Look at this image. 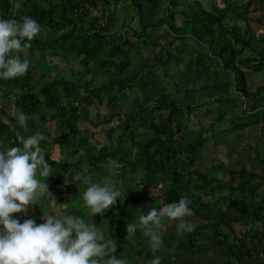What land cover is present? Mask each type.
Instances as JSON below:
<instances>
[{
	"label": "trees",
	"instance_id": "obj_1",
	"mask_svg": "<svg viewBox=\"0 0 264 264\" xmlns=\"http://www.w3.org/2000/svg\"><path fill=\"white\" fill-rule=\"evenodd\" d=\"M39 1L40 3H37L38 0H22L17 9L14 0H0V19L22 21L23 16L33 18L39 23L42 33H44L43 29H46L44 35L41 34L39 37L37 35L31 42L33 47L36 46L41 49L40 51H34L36 54H41L40 52L44 51V47H46L45 52L42 53L43 56L79 59L81 66L84 68L83 75L89 74L93 70L99 71L103 75L102 69H104L107 71L113 70L115 78L110 80L108 84L103 83L99 86L94 85L92 81L91 88L88 86L89 82L82 80V76L80 84L67 82L68 85L75 86L77 91L83 89L84 94L74 91L63 94L59 91L61 85L59 79L44 84L43 79L38 81L30 77V67L21 78L0 79V97L5 98L14 94L15 91L18 92L15 96L18 99L16 104L19 111H23L32 117L28 121V128L25 132L34 134L37 130L35 115L37 109H42L43 114L49 112L53 117H61L67 133L59 135L58 138L55 137L54 141L61 146V156L67 157L68 148L64 147L63 149V146L68 142L66 136L73 135L75 132L74 124L78 116L76 104L78 105L81 100H85V102L105 104V106L106 104L111 105L120 102L121 106L125 99H129L125 91L128 89L130 93L134 92L132 98H134L135 111L126 113L124 120H118L116 128L123 132L117 137L116 145L112 148L89 146V149L95 155L91 159L90 165L97 164L101 159L116 160L118 164L123 165L122 156L129 158L132 176L138 170L143 171L141 175H146L145 178H140L137 182V185L142 188L141 191L144 190L147 194L159 195L163 198V205L178 202L182 196L188 198L191 196L192 201L197 202V206L196 208L190 207L192 211L190 217L197 224L201 223L198 218L209 220L205 216L213 207L212 203L203 204L201 199H198L202 197V193L208 195V191L211 189L219 192L224 187L230 190V196L235 190L240 192L239 199L230 196L223 198L227 201L226 210L214 216L216 223L225 228L224 231L195 224L196 228L193 232L189 235L185 233L187 236L185 235L186 239L179 245L181 248L177 244L175 245L173 257L177 258L186 253L196 252L201 242L198 238L199 232L205 229L209 231L207 238L211 237L210 244L225 247V257L232 258L237 264H240L244 259L252 258L249 249L243 242L246 238L243 231H236L233 225L248 227L247 231L250 230V232L255 229L248 238H251V244L257 241L258 246L264 247V200L260 198L258 202V197L256 198L257 195L255 194L258 188H264V157L261 160L262 176L250 175L244 170L234 172L233 174L237 176L232 180L238 179L236 186L232 185L234 180L223 184L216 178H207L204 174L196 171L194 167L203 156L204 150L202 151V149L207 144V138L204 135L208 131L206 133V130L201 127L190 129L193 121L191 120L192 112L198 106L196 104L202 102H195L196 99L192 97L194 89L198 93L207 96L208 101H218L221 103L220 107L224 109L223 111L211 108L206 111L202 118L199 117L198 119L199 126L209 124V129L217 127V130L221 133L225 131L233 133L264 122V107L260 108L261 110L257 109V106L251 110L248 109L249 103L255 101V97L260 93V90L253 93L249 91L247 72L244 71L247 67H251L254 71L264 70V48L255 43L256 37L253 30L246 24L244 18L242 19L237 13V10L240 11L241 8L238 5L239 2L237 0H223L222 7L219 8L213 4L210 7L211 10L207 11L199 0H168L172 10H169L168 13V8H166V15L168 16L166 24L169 28L167 34H174V39L170 45H174V49H177L178 54L182 55L184 53L183 57L179 55L178 61L175 60L174 62L179 69L181 68L180 63L185 62L186 75H181L182 80L179 78L177 82L172 71H169L163 74L166 80L158 82L160 78L154 74L157 70L151 71L152 64L148 65L149 72L141 77L137 76L138 73L131 74V60L134 59L137 62L141 52L143 50L148 51L150 45L146 41L136 48L138 42L131 43L128 37L136 38L138 35H143L156 27L151 22L155 18L154 12L161 8V0H123L121 8L125 2H128L129 6L139 16V26L137 27L139 30L132 28L130 23L128 25L123 23H126V17L129 19L131 13L129 11L120 22L121 33H111L110 30L113 26V20H115L113 16H116V9L114 11L110 10L111 0H59L61 2L58 4L56 0L54 4L52 3L53 0ZM164 1L166 2V0ZM213 1L217 2V0ZM41 2L48 5L43 7ZM27 3L30 5L25 7ZM100 6L102 8L98 11ZM145 7H147L146 12L143 10ZM93 11L98 12L92 14ZM105 11L107 14H104ZM234 13L236 18L230 20L229 16ZM176 15L184 17L180 26H177L174 22ZM104 16H106L105 20H103ZM134 17L135 15H132L130 19L134 20ZM240 20L245 22V26L240 27ZM125 29L128 30V33L124 32ZM185 29L191 30V37H187L192 42L190 45L185 42L183 45L178 44L180 38L175 35L177 32L182 36H187ZM158 49L159 51H155L153 57L147 60H152L154 67H159L158 65L161 64L163 66L161 68L166 70L164 68L165 64H173L172 58H176L174 55L171 56V51L174 49L167 51L165 62H163V58L160 59L163 56L164 49L161 46ZM245 50L249 53L248 56H244ZM142 59L145 60L146 58ZM213 61L216 62L217 66L223 68V72L229 75L230 83L225 82L227 84L224 86H217L216 84V89L213 90L208 87L200 90L193 87V83L203 80L206 73L212 69L213 65L211 63ZM123 76L125 82L113 91L112 88L115 87L117 79ZM190 79H193V82ZM140 80L154 86L148 88L146 96L142 94V89L135 88ZM34 85L38 87L35 89L36 86ZM170 85L171 87H168ZM230 85L234 96L226 95ZM214 90H220L222 93H219L224 96L219 97ZM108 93L110 94L105 96ZM4 94L7 96H4ZM64 98H68L70 103L62 105L61 100ZM19 105H22V109ZM225 112L227 113L225 114ZM211 113H215V116H212L213 118L205 123L204 119ZM227 114L230 115L226 121ZM235 119L238 122L234 121ZM139 128L148 132L149 136L142 135L143 140L140 138L138 141L139 148L134 150L132 145L137 143L138 137L133 136L130 138L127 132L131 130L138 131ZM112 131L116 132V129H112ZM261 132L264 134V126L261 127ZM78 142L79 140L74 137L73 145ZM116 146L120 152L117 149L116 151L122 154L118 159L113 152ZM101 156L103 158H100ZM49 164L55 165L54 162ZM255 180H257V183L253 182ZM166 183L170 187H166ZM254 203H258L256 207L253 206ZM251 210L254 211L252 214H250ZM229 211H232L233 215H231L232 219L227 221L226 212ZM200 212L201 217L198 216ZM210 218L212 217L210 216ZM168 222L176 224V221ZM129 223H132V219L130 222L122 223L120 216L119 224L123 225V230L119 234L121 242H126V224ZM259 226L260 231L257 230ZM235 234L240 238H237ZM203 237L205 235H202ZM238 240H241L239 247H237ZM177 243L180 242L177 240ZM138 255L140 259L147 261L146 264H149L153 253L149 248L148 237L144 236V241L139 243Z\"/></svg>",
	"mask_w": 264,
	"mask_h": 264
},
{
	"label": "rangeland",
	"instance_id": "obj_2",
	"mask_svg": "<svg viewBox=\"0 0 264 264\" xmlns=\"http://www.w3.org/2000/svg\"><path fill=\"white\" fill-rule=\"evenodd\" d=\"M21 1L22 0H14V4L15 5L17 3L20 4ZM188 1H192V0H188ZM199 1L201 2L203 8L207 11L211 10L210 7H212L213 4L215 6H218L219 8L223 4L222 3L223 0H217V2H214L213 0H199ZM60 2L61 1L56 0L57 4ZM160 2H162L160 4V7H162V9L160 10V12L158 10L154 12V15H155L154 17H156V18L152 19V22H151V23H154L156 27H154L153 30L148 31L143 35H138L136 38L131 37V36L128 37L129 42H131V43L138 42L136 48L140 47L141 44H143L146 41L150 45L148 51L143 50L141 52V55L138 56V58L140 60L138 59L137 62H135L134 59L131 60L130 72H131V74L138 73L137 76L141 77V76L145 75V73L149 72L148 71L149 70L148 65L152 64L151 65V67H152L151 71L157 70V71H155L154 74L159 76L158 78H160V80L158 82L166 80V78L163 76V74H165L169 71H172V73L175 76V80H177V82H178L179 78H181V75L182 76L186 75L185 69H184L185 62H183V64L180 63V67H181L180 69L177 67V64L174 62L175 60L178 61L180 54L177 53V49H174L173 44L170 45V43H172V40L174 39V34H171V35L167 34V30H169V28L167 27V24H166L168 21V16L166 15V10H165L166 7L170 10V8H172V6L168 3V0H166V2L164 0H161ZM37 3H40V1L38 0ZM41 3H43V2H41ZM52 3L54 4L55 0H53ZM111 3L112 4L110 5V10L114 11L116 9V11H115L116 16L115 17L113 16V19H115V20H113V26L110 28V30L112 31L111 33H121L120 22H122L121 20H123L125 18V15L129 11L131 12L130 16L135 15L134 20L130 19V16H129V19L127 17L125 18L126 23L125 22H123V23L126 25H128L130 23L132 28L139 30V28H137L139 26V16L132 9V7L129 6L128 2H125L124 6L122 8H121V6L123 4V0H111ZM180 4L184 5L183 3H180ZM47 5H48L47 3L42 4L43 7H45ZM238 5H240V4H238ZM163 7H165V8H163ZM101 8H102V6L99 7L98 11H100ZM143 10L146 12L147 7H145ZM98 11H93L92 14H96ZM241 12L243 13V11L237 10V13L239 14V16L241 18H243L244 16ZM168 13H169V11H168ZM104 14H107V12L105 11ZM234 15H236V14L234 13L233 15H230L229 17H231L233 19ZM177 16H178V19H177L176 25L177 26L182 25V23H183L182 21L184 19L183 16H181V15H177ZM105 19H106V16L103 17V20H105ZM163 20L165 21L164 24H163ZM241 25H243V24L241 23ZM126 29L124 30V32L128 31ZM45 31H46V29L44 28L43 29L44 33H42L40 31V34L44 35L46 33ZM190 31L191 30L185 29V34L187 36H182L181 34H179L177 32L175 33V35L180 38V41L178 42V44L183 45V43L185 42L188 45H190L192 43L191 41H189L187 39V37H191ZM40 34H38V36ZM43 39H45V37H43ZM255 43L258 44L259 42L256 40ZM258 45H260V44H258ZM160 46L164 49V52H162L163 56H161V58H160V59L163 58V62H165V60H167V58H166V54L168 53L167 51H171V49H174L173 51H171L172 52L171 56L173 57V55H174V57H176V58L171 57L173 59V61H172L173 64H169V65H171V67H169L168 63L165 64L164 68H166V70L161 68V67H163L161 64L158 65L159 67H154L153 66L154 63L152 62V60H147L148 58L150 59L153 57L155 51L156 52L159 51L158 47H160ZM45 50H46V47H44V51L40 52L41 54H38L37 56H34V57L31 56L29 58L31 61L30 77L35 78L38 81H41V79H43L44 84L49 83V82L53 81L54 79L55 80L59 79V81L61 82V85L59 86V91L62 92L63 94H65L66 92L70 93L72 91H74L76 93L84 94L85 92L83 89L77 91L75 89V86L67 84V82L74 83V84H80L81 83V81H80L81 76H82V80L89 82V85H88L89 88H91V85L93 84V83H91L92 81L94 82V85L99 86V85H102L103 83L108 84L110 82V80H113L115 78L113 70L107 71L104 69H102L103 75L101 74V72L96 71V70H93L89 74L83 75L84 74V68H83V66H81L79 59L76 60V59H73V57H71L72 59H69V58L57 57V56H55L54 58H52L50 56L46 57V56L42 55V53L45 52ZM244 53H245L244 56L249 55L247 50H245ZM182 54H184V53H182ZM181 56L182 55H180V57ZM142 58H146V59L143 60ZM211 64H213L212 69H210L209 72L206 73V76H204L205 78H203V80H199L196 83H193L192 84L193 87H197L199 90L202 88L208 87V88L213 90V89H216L215 88L216 84H217V86H221V85L224 86L225 84L230 83L229 75L226 72H223V68L219 67V65L218 66L215 65V61H213ZM162 71H163V73H162ZM214 73H215V75H214ZM197 77H198V75H197ZM181 80H182V78H181ZM132 81H134V80H132ZM190 81L193 82V79H190ZM124 82H125L124 76L121 77L120 79H117L116 85H115V87L112 88V90L114 91L119 86H121ZM186 82H187V80H186ZM225 82H227V83H225ZM146 84H148V85H146ZM34 86H36L35 89L38 87L37 85H34ZM42 86H43V84H42ZM223 86H222V88H223ZM136 87H139L140 90L142 89L141 90L142 94H144L146 96L147 92H148V88H152L154 86L149 84V83H145V81H143V80H140V81H138L137 86L135 85V88ZM168 87H171V85ZM195 90L196 89H194V92H192L193 93L192 97H194L196 99L195 100L196 103L200 102V101H202V102H200L199 104H196L198 106L196 108H194L195 110L192 112L191 120H193L194 122L193 121L191 122L190 129H198V127H201L203 130H206V133L208 131V133L204 135L207 138V144L203 147L202 151L205 150L206 148H211V149L215 148V146L218 144V142L220 140L226 141V144L222 146V147H227L226 153L230 152L232 154L233 150L236 151L238 147L242 148V145H241L242 142H239V143H241L240 145H238V142H231L232 137L230 136V133H228V131L221 133L219 130H217V127L209 129V127H208L209 124L206 126L205 125L204 126L198 125L199 117L202 118V115L206 111H208L209 109L214 108V109H221L223 111H224V109H223V107H220L221 103H219L218 101H213V102L208 101L209 99H207V96H204ZM219 92H221V91L216 90L215 94L218 95L219 97L224 96V95H221ZM125 93L129 99H125L124 102L121 103V106H120V102L119 103L115 102L111 105L106 104V106H108V108H106L104 104H100V105L95 104V103H91V104L83 103L84 105L79 104V103H78V105L76 104L77 109H78L77 115L81 119L82 118L86 119V120L82 121L83 125H81V126H84L87 129L88 134H85L83 132V134L80 135V138L82 140H86L88 137L90 144L94 147H98V145L102 144L106 140L107 131L111 129L110 126H115L116 124H118V120H120V121L124 120V115L126 113L135 111L134 98H132L134 96L133 95L134 92L130 93L127 89L125 91ZM109 94L110 93H108L105 96H108ZM187 95H189V94H187ZM226 95L227 96H229V95L234 96L231 85H230V89H228V92H226ZM203 96H204V98H203ZM65 99L68 100V98H65ZM6 104H7L6 102H3L0 100V112H1V108H4L5 111L7 109H9L8 105H6ZM130 104H131V106H130ZM19 107H20V109H22V105H19ZM17 111H19V110H17ZM226 113L227 112H225V114ZM96 115H98V119L94 118ZM229 115L230 114H227V116L225 118L226 121L229 118ZM0 116H4V114L0 113ZM212 116L214 117L215 113L209 114V116L204 119L205 120L204 122L206 123V121H209L211 118H213ZM88 119H90V120H88ZM236 119L234 121L238 122ZM99 120H101V121L98 122ZM108 120H110V121L108 122ZM104 122H106V123L104 124ZM204 122H203V124H205ZM52 125H53L52 123H49L48 126L50 128H52ZM98 125H100V126L98 127ZM259 125L261 127H263L264 122L263 123L260 122ZM54 131H57V129H54ZM105 131H106V133H105ZM242 131H236V135L238 136V134H239L241 136L243 133ZM122 132H123L122 130L118 129L116 131V133L113 134V137H112L113 143L115 142L117 137L122 134ZM127 133L130 136V138H132L133 136L138 137L136 140L137 143H134V145H132L134 150H137L139 148L138 141L140 140V138L143 140V138L141 137L142 135L143 136H149L148 132H145L143 129L141 130V128H139L138 131H132L131 130V131H128ZM61 134H63V135L66 134L65 127L63 130L58 131L57 138ZM27 135H31V133L27 132ZM71 136L72 135L66 136L68 139V142L65 143V145L63 146V149H64V147L68 148L67 146L70 145L69 139L71 138ZM108 139H111V135L109 136ZM112 141H111V143H112ZM54 144L55 143H53L51 145L50 143H48V145L43 150V154L46 156L48 163H49V160H53V162L55 163V165L51 166L54 172L49 178H51V179L55 178L54 180H57V182L53 185V180L48 179V178L45 180V183L48 185V190L51 192V194H53V192L50 190V188L55 189L59 183H63V186L67 187L68 183H69V182L67 184L64 183L65 175H63L61 173V169L64 168L65 166L67 167V165H66L67 160H66L65 156L61 157V153H60L61 152V148H60L61 146L56 144L57 147L54 146V148H52V146ZM115 145L116 144H114V146ZM70 147H72V146L70 145ZM51 148L53 149V151L51 150ZM116 149L119 152H120V150L116 146L114 151H113L115 156L118 159V158H120V156L122 154L118 153L116 151ZM88 150L90 151V149H88ZM239 151H242V149H240ZM90 152L93 154V156H95L92 151H90ZM236 152H237V154H234L232 156V158L239 159L240 158L239 153H238V151H236ZM100 154L103 155L102 153H100ZM262 154L264 156V150H263ZM204 155L198 161L199 163L202 162ZM100 158H103V157L101 156ZM122 159H123V163H124L123 165L118 164V162L116 160L101 159L100 162H98L97 164H93V168H95V169L92 172L89 171V174H91L93 176V182L103 183L105 177H104V174L102 172L96 171L97 166H98L101 169H103L105 172L111 174V176H108V177H111L112 179H115L116 177L121 178L122 183L120 185H121L122 195H121V198L116 201L115 205L110 206V208L108 210H106V212L108 213V215H107L108 219L105 220L107 222V227L102 231V235L107 240H112V241L116 242V245H117L116 253H118L121 258L128 259L129 254H132V249L139 247V244H137V243L144 241V235H143L142 231H139V229H138V231L135 234V238L133 240L130 241L126 238L127 247L130 246V244L132 242L134 243V245L130 246L132 249H130V250L126 249V251L120 250L119 246L123 245V242L121 243V240H119V237H120L119 234H121V232L123 230L122 229L123 225L119 224L120 216H121V222L122 223L130 222V220L132 219L133 224H138L140 214L146 215L147 212L149 211V209L154 207L157 210H159L164 205H163V198L160 197L159 195L152 194V193L147 194L146 191H144V190L141 191L142 188L137 185L138 184L137 182L140 180V178H145L146 175H144V174L141 175L143 173V171L138 170L137 173L134 176H132L131 170H130L129 158H125L122 156ZM216 163H218L220 165V169L224 168L223 161H217ZM123 166H124V168H122ZM77 167H78L77 172H81L82 171L81 169H83V167L79 166V165H77ZM87 168L89 169V168H91V166H87ZM70 176H72V173L70 174ZM37 179L41 183L44 182V178L39 176V174L37 175ZM220 179H221V177H220ZM79 185H80V189L82 192H84L86 190V188L88 187V185L84 184L82 181L79 182ZM165 186L170 187V186H168V183H166ZM76 188H78L77 185H76ZM73 189H74V187H73ZM57 190L61 191L62 189L58 188ZM62 192H63V190H62ZM78 193H80V195L77 194L76 201L70 204L71 207H73L72 208L73 209V215L74 216L79 215L80 217L84 218L86 222L87 221L89 222V221H91V218L88 214V209L83 206L84 201L82 199V193L81 192H78ZM49 198L50 197L47 195H44V198L38 196L37 200L34 201V203L37 205L29 206L27 213L28 214L36 213L38 210H40V213L42 214L41 209L42 210H49L48 204H49V202H51V200H49ZM56 199H57L56 203L58 205L65 203V201H63L62 197H56ZM188 199L190 200V203L188 206L192 207V208H196L197 202L192 201L193 198L191 196ZM198 199H201L203 201L202 197H199ZM219 204H220L219 207L221 206L223 211H225L227 201L223 200V202L221 201V202H219ZM198 216L201 217V212H200V215H198ZM129 218H131V219L129 220ZM97 219H101L100 215H94L92 217L93 223ZM187 219L189 220V222L192 221L194 223V220H191V217H187ZM198 220L200 221V218H198ZM194 224H197V223L195 222ZM198 224H200V223H198ZM170 225H173V224H169V222L168 223L165 222V226L167 228ZM174 225H176V224H174ZM123 228H125V227H123ZM257 230L260 231V226H259V229H257ZM254 231H255V229L253 230V232ZM161 232H162V230H161ZM249 232H250V230L247 231V229L245 231H243V234L245 235L244 237H246L243 240V242L246 245V247L249 249L250 255H252L251 259L257 258V257L261 258L262 256H264V247L261 248L260 246H258L256 244L257 241L254 243L252 242V244H251V241H250L251 238H248V236H250V234L253 232H250V233ZM167 234H169V233H167ZM185 235L186 234L180 235V233H178L177 230L170 233L169 238L175 239L174 242L172 243V245L174 246L177 244V246L179 248H181V246H179V245L181 244V242L183 240L186 239ZM208 236H209V234L207 236L205 235V237L200 239L201 240L200 245L201 244L202 245L207 244L206 240L208 239L207 238ZM236 237L240 238L237 235H236ZM203 239H206V240L202 242ZM177 240L180 243H177ZM184 243H185V241H184ZM240 243H241V240H238L237 241V247H239ZM163 248H165V246H163ZM207 248H208L207 245L202 247V249H204V251ZM132 258L134 259V256ZM192 258H196V256L195 257L189 256L188 259L187 258H185V259L179 258L176 260V263L179 262L180 264H191L190 259H192ZM203 264H205V263H203Z\"/></svg>",
	"mask_w": 264,
	"mask_h": 264
},
{
	"label": "clouds",
	"instance_id": "obj_3",
	"mask_svg": "<svg viewBox=\"0 0 264 264\" xmlns=\"http://www.w3.org/2000/svg\"><path fill=\"white\" fill-rule=\"evenodd\" d=\"M15 6L18 9L20 5ZM40 31L39 23L29 16H23L22 21L0 19V79L21 78L27 73L31 64L28 58L31 42ZM15 119L20 128L27 131L32 117L17 111ZM16 139L20 146L0 147V264H129L127 259L115 255L116 242L104 240L101 228L92 220L94 215H103L115 205L121 198V188L108 176L103 183L93 182L87 167L75 172L71 179L74 183L82 181L88 185L82 199L90 222L67 214L66 203L59 204L64 213L40 208L41 224L31 218L21 223L12 217L14 213L27 215L28 207L37 205L34 201L38 196L53 197V205H58L45 183L54 172L49 164L52 161L48 163L40 147L41 141L48 138L39 131L27 136L17 131ZM72 140L71 137L70 143ZM38 174L44 178L43 183L37 179ZM64 183H68L67 177ZM189 203L188 197L182 196L178 202L165 204L159 210L153 207L146 215L140 214L138 224H126L128 240L135 238L138 229L149 238L153 253L149 264H161L156 253L164 244L161 230L165 228L166 220L176 221V230L180 234L195 230L196 225L187 219L192 215Z\"/></svg>",
	"mask_w": 264,
	"mask_h": 264
},
{
	"label": "crops",
	"instance_id": "obj_4",
	"mask_svg": "<svg viewBox=\"0 0 264 264\" xmlns=\"http://www.w3.org/2000/svg\"><path fill=\"white\" fill-rule=\"evenodd\" d=\"M239 2V4L241 5L240 11H243V18L244 21L246 22V24L251 28V30H253L254 36L256 37V40L259 42L258 44H260V47L264 48V0H237ZM30 3V2H29ZM27 3L25 5V7H28L30 4ZM222 7V5H221ZM165 8V7H163ZM167 8V7H166ZM165 8V10H166ZM162 7L159 10H161ZM172 10V8H170V11ZM169 11V9H168ZM156 18V17H155ZM154 18V19H155ZM184 18V17H183ZM230 20L232 19L231 17H229ZM236 18V17H234ZM242 18V19H243ZM177 19L178 16H175V24L177 23ZM240 20L239 21V25L240 27L245 26V22ZM183 22V21H182ZM237 22V21H236ZM241 23L243 25H241ZM180 26V25H178ZM247 26V27H248ZM40 34V33H39ZM41 36V34L39 35ZM37 36V37H39ZM40 51L39 47H31L30 49V55L28 58H30L31 56H37L38 54H36L34 51ZM248 55V54H247ZM183 57V54H182ZM216 63V62H215ZM213 65V64H212ZM216 65V64H215ZM245 72H247V86L248 89L251 93L253 92H258L260 90V93L255 97V101L249 103V110H251L252 108H254L255 106H257V109L263 108L264 107V70L263 71H254L251 67H247L244 69ZM228 86V85H226ZM208 89V88H206ZM20 93V92H19ZM15 94H18V92L15 91L14 94H11L9 96H7L6 94H4V96H7L5 98H1L0 100L3 102H6L9 107V109H7L5 111L4 108H1V114H4V116H0V147H3L5 149L9 148V147H14L16 146H20L19 141L16 139V132L20 131L22 134H24L25 136L27 135V132H25L24 129L20 128V125L18 124V122L15 119V113L17 112L18 106H17V102L18 99L16 98ZM15 96V97H14ZM62 105L67 104L68 102L70 103V101L66 100L65 98L63 100H61ZM91 104L93 102H85V100H81L80 104ZM84 105V104H83ZM105 105V104H104ZM231 105V104H229ZM106 107V106H105ZM108 108V107H106ZM261 110V109H260ZM36 120H37V131L41 132L44 136H46L48 139L45 141H41L40 143V147L44 150V148L48 145V143H50L51 145L53 143H56L54 141L55 137H57V133L60 130L64 129V125L62 124V118L61 117H53L51 113H45L43 114V110L42 109H37L36 111ZM95 119H98V115H96L94 117ZM86 120V119H81L79 116H77V119L75 121V132L73 133V135L71 136L73 139L75 137V139L79 140V142L75 145H73V140L70 143V145L73 147H68V156L65 157L67 162L64 168L61 169V173L63 175H65V178L67 177L68 179V186L65 187L63 186V183H59L57 185V187L55 189H51L50 190L53 192V196L55 197H62L63 201H65V203L68 205V212L67 214H71L73 215V207H71V203L76 201V196L77 194L80 195L81 192L83 194V192L80 189V185L78 182H72L71 177L75 174V172H77L78 167L82 166L83 169L87 166H91V168H89V171L92 172L95 168H93V165H90V161L91 159L94 157L93 154L88 150L89 146H92L89 142V139L87 137L86 140H82L80 138V135L83 134V132L85 134L87 133V129L83 125L82 121ZM90 120V119H88ZM101 120H99L98 122H100ZM49 123H52V128H50L48 125ZM106 122H104L105 124ZM100 125H98L99 127ZM117 124L115 126H110L111 129H116V131L118 130V128H116ZM54 129H57V131H54ZM82 129V130H81ZM108 130L107 131V138L106 140L98 145V146H105V147H109L112 148L114 147V144L117 143L118 139L115 140V142L113 143L112 141V137L113 134L116 133L112 130ZM242 131V130H241ZM64 132V131H63ZM242 135L240 136L238 134V136L236 135V132L234 133H230L231 138V142H238V145H240L242 142V148L238 147L236 151H238L239 153V159H235L232 158V156L234 154H237V152L235 150H233V153L231 154L230 152L226 153L227 147H222L223 145L226 144V141H219L218 144L215 146V148H207L203 151V160L201 163H198L195 165L194 169L196 171H198L200 174H204L207 178H216L218 181H221V183L223 184H227L231 181H233L232 185L236 186L235 184L237 183L235 178L237 175H234V172H240L241 170H244L246 173L250 174V175H256V176H262L263 171H262V165H261V160L263 159V150H264V134L263 132H261V126L258 124L256 126H253L251 128H247L244 129L242 131ZM67 133V132H66ZM106 133V131H105ZM111 135V139H108L109 136ZM85 136V135H84ZM88 136V135H87ZM239 140V141H238ZM112 141V143H111ZM50 145V146H51ZM55 144L52 146V148H54ZM222 147V148H221ZM51 148V150L53 151V149ZM240 149H242V151H239ZM62 157V156H61ZM76 158V159H75ZM52 161L53 160H49ZM217 161H223L224 163V168L220 169V165L218 163H216ZM77 165H76V164ZM51 165V164H50ZM84 165V166H83ZM52 166V165H51ZM74 168V169H73ZM81 169V170H83ZM53 170V169H52ZM71 170V171H70ZM96 171L102 172L104 174V177L106 176H111L110 173L105 172L103 169H101L100 167L97 166ZM65 172V173H64ZM72 173V176H70V174ZM246 175V174H245ZM221 177V179H220ZM48 179H51L48 177ZM55 178L51 179L53 180V185L57 182V180H54ZM117 183L118 186L122 183L121 182V178L120 177H116L114 179ZM254 183H257V180L253 181ZM78 183V184H77ZM76 185L78 186V188H76ZM74 187V189H73ZM121 188V185L119 186ZM58 188L62 189L57 190ZM230 190H228V188L224 187L222 188L221 191L219 192H215L212 189L210 191H208V195L207 193L203 194L202 193V198L203 201L201 200V202L204 203H212V206L209 210V213L207 214V216H205L206 218H208L209 220H201L200 224H197L198 226H206V227H210L213 230L215 229H222L224 231L225 228H222L221 226H219L216 221L214 220V216L218 213H220L221 211H223L222 207H219V202H223V198H225L226 196L229 197L230 196ZM258 197L257 201L259 202V199L262 198L264 200V188L260 187L257 189L256 193H255ZM230 197H235V198H240V192H237L236 190L231 194ZM44 198V196H43ZM49 200H51V202H49L48 204V209L54 213H64L65 210L62 206L60 205H53V197H50ZM255 201V200H254ZM253 201V202H254ZM57 202V199H56ZM255 205L253 206H257L258 203H254ZM215 205V206H214ZM254 211L251 210L250 214H252ZM226 219L227 221L231 220L233 215L232 211L226 212ZM32 214V215H31ZM27 215L21 214V213H14L12 214L13 218L18 219L21 223L25 220V219H34L36 221L37 224H41L43 223V221L40 219L41 217V213L40 210H38L36 213H31ZM108 213L105 212L103 215H100L101 219H97L94 223L97 227L101 228V232L107 227V222L105 221L106 219H108L107 217ZM210 216L212 218H210ZM88 222V221H87ZM90 222V221H89ZM166 223H168V221H165ZM169 224H173L168 226V228L165 226V228L162 230L161 232V236L162 239L164 241L163 246H165V248H161V250L156 253V255L160 256L161 258V264H180L179 262L176 263V260L179 258L185 259L190 256V257H195L196 258H192L190 259V263L191 264H237L236 262L233 261L232 258L229 257H225L224 253H225V247L222 245H212L210 244L209 240L211 239L208 238L203 239V241H207V244H201L199 243V249L196 250V252L194 253H186L185 255H181L177 258L173 257V248L175 247V245L173 246L172 243L174 242L175 239H170L169 235L170 233L176 231V225H174V223L169 222ZM234 229L236 231H245L248 227H242L240 225L234 224L233 225ZM169 233V234H167ZM209 231H206L205 229L202 232H199V240L202 238V235H208ZM187 235H189V233H187ZM104 240H107L105 237H103ZM126 239V238H125ZM138 241V240H137ZM170 241V242H169ZM122 243V242H121ZM140 243V242H139ZM137 243V244H139ZM134 245V243L132 242L130 244ZM208 246V248L204 251V249H202V247L204 246ZM130 246L127 247V242H123L122 246H119V249L122 251H126L132 249ZM199 250V251H198ZM115 255L117 257H119L118 253H115ZM134 256V259L132 258ZM153 259V255H151V258ZM129 261V264H146L147 261L144 260H140V257L138 255V247L137 249H132V254H129V258L127 259ZM227 260V261H226ZM184 261V260H183ZM227 262V263H226ZM240 264H264V257L262 256L261 258L257 257V258H249V259H244Z\"/></svg>",
	"mask_w": 264,
	"mask_h": 264
}]
</instances>
